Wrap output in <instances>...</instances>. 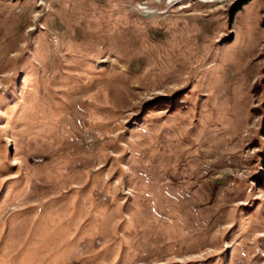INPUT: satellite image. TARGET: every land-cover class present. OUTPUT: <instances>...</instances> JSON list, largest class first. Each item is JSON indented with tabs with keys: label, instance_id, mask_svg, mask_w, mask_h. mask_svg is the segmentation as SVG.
<instances>
[{
	"label": "rangeland",
	"instance_id": "1",
	"mask_svg": "<svg viewBox=\"0 0 264 264\" xmlns=\"http://www.w3.org/2000/svg\"><path fill=\"white\" fill-rule=\"evenodd\" d=\"M0 264H264V0H0Z\"/></svg>",
	"mask_w": 264,
	"mask_h": 264
},
{
	"label": "bare ground",
	"instance_id": "2",
	"mask_svg": "<svg viewBox=\"0 0 264 264\" xmlns=\"http://www.w3.org/2000/svg\"><path fill=\"white\" fill-rule=\"evenodd\" d=\"M200 2H205V3H208V2H211V0L207 1V0H199ZM148 14H153L152 11H147Z\"/></svg>",
	"mask_w": 264,
	"mask_h": 264
}]
</instances>
